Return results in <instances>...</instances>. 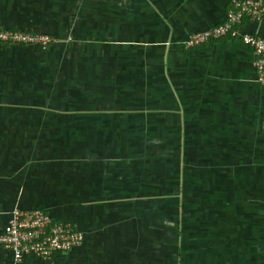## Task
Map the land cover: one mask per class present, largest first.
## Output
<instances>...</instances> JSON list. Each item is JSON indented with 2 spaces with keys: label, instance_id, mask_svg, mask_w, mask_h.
Here are the masks:
<instances>
[{
  "label": "crops",
  "instance_id": "0c3cea01",
  "mask_svg": "<svg viewBox=\"0 0 264 264\" xmlns=\"http://www.w3.org/2000/svg\"><path fill=\"white\" fill-rule=\"evenodd\" d=\"M229 2L0 0V28L44 31L58 43L39 58L0 47V226L13 208L40 209L81 234L68 251L21 264H158L161 242L169 264H264V95L251 50L229 39L181 48L220 23ZM244 30L264 39V18ZM97 66L120 81L117 112L169 117L166 144L155 142L169 149L166 204L144 162L121 153L135 143L118 142L110 124L88 127L86 141L75 130L70 141L55 135L52 156L32 160L31 112H111ZM112 174L132 182L107 185Z\"/></svg>",
  "mask_w": 264,
  "mask_h": 264
},
{
  "label": "rangeland",
  "instance_id": "374dc122",
  "mask_svg": "<svg viewBox=\"0 0 264 264\" xmlns=\"http://www.w3.org/2000/svg\"><path fill=\"white\" fill-rule=\"evenodd\" d=\"M48 1L55 2L56 0ZM66 8H70V6H66ZM52 12L53 11L49 9L48 15L50 16ZM46 25H49L48 21ZM38 34L47 35L49 33L41 31V33ZM49 37L52 39L51 43L55 47V45L58 44L56 43V38L52 36ZM183 41L181 42V48L185 49L183 46ZM26 47L37 51L33 54V57L35 58H39L38 54H42L43 51L50 50L51 48L49 46L41 48L38 45H29ZM83 69L84 68H82L81 71H83ZM109 70L110 69L102 71L101 68L99 69V67L97 66L93 69V72L95 74V78L102 84H106L105 88L111 90L110 101L112 103L114 102L113 105L115 107L110 110L111 112H75L74 109V112H58L56 116L50 114L51 112H37L38 110H35L36 112H31L30 120H27L26 123L28 122L29 125L34 128L33 132H31L30 134V151L32 160H38L41 159V157L50 158L52 156L53 152H51V143L49 139L54 137L55 135L59 134L61 136V140L65 139L67 135V138L70 141L72 140L71 136L74 133L73 130H75V135H73L74 138L80 141H86L89 136V131L87 130L88 127L91 128V126L93 125H95L96 127H100L110 124L114 128L112 137H117L118 142L127 139L128 141H130V143H135L133 145L134 149L125 150L122 148L121 153H124V155L128 157V160H130V158L134 159L135 157L137 161L144 162L143 164L145 165V169L148 168L150 170V172H146L145 178L149 179L146 182H148L149 184L152 182L151 184L154 185L153 188L158 187L159 191L162 194L160 197L161 204H166L167 177L169 171V168L167 166V157L169 149H167V145L163 144L159 145L158 148L157 143L155 142L163 141L166 144V141L168 140V133L170 132L169 130H171V127L167 123L169 117H167L166 112H150V110H148V112H126L125 110H120V112H117L119 111V106L116 104H118V101L120 100L119 96H117V90L121 88L120 81L116 80L114 76H111L110 74L112 73H110ZM72 71L75 72V69H72ZM145 72L149 74V72L151 73L154 71L150 69L149 72ZM73 78L75 79V76ZM124 101H126L125 105H132L136 101V98H133L132 96ZM56 117H58L59 119H55ZM158 118L164 120V123L158 124ZM55 128H57L58 131ZM121 133H125L126 135L121 136ZM46 139H48V141H45ZM141 150L143 152V158H141V156L136 153L141 152ZM117 151H114L113 149L111 152H109L110 157H114V155L118 153ZM158 163L162 168H164L163 170H160L157 167ZM170 171L172 172V168ZM153 172L154 174L152 175ZM151 178H153L152 181ZM108 179L109 181H106V184H112L116 188H127L132 182V179L129 177L128 179H125V177H117V175L115 174H112V176L109 175ZM123 181H127V183H124ZM146 188H151V186H146L144 189ZM164 217L166 218V213L164 214ZM164 222L166 224L167 219H164ZM157 247V251L154 252V257L158 259V261L156 260L157 263L169 264L167 257V243L165 242L163 244H158Z\"/></svg>",
  "mask_w": 264,
  "mask_h": 264
},
{
  "label": "built area",
  "instance_id": "2783aa9c",
  "mask_svg": "<svg viewBox=\"0 0 264 264\" xmlns=\"http://www.w3.org/2000/svg\"><path fill=\"white\" fill-rule=\"evenodd\" d=\"M264 18V0H230L224 19L209 28L188 34L185 49L223 37L236 40L251 50L254 81L264 95V39L247 33L244 25ZM227 40V39H226ZM52 39L47 35L0 28V47L38 45L45 48ZM81 240L70 224L53 220L40 209L13 208L4 214L0 226V250L10 255L9 264H21L27 258L47 260L53 254L68 251Z\"/></svg>",
  "mask_w": 264,
  "mask_h": 264
},
{
  "label": "trees",
  "instance_id": "16d2710c",
  "mask_svg": "<svg viewBox=\"0 0 264 264\" xmlns=\"http://www.w3.org/2000/svg\"><path fill=\"white\" fill-rule=\"evenodd\" d=\"M7 29H12V30H22V31H26V32H30V33H41L40 31H31L30 29H16V28H7ZM48 35V34H47ZM223 39H229V37H223V38H220L216 41H213V42H208L206 44H201L200 46H197V47H193V48H188V49H185V50H192V49H195V48H201L203 46H206V45H209L211 43H214V42H218L220 40H223ZM47 46L51 47L52 46V43L50 42ZM164 242H161V244H163Z\"/></svg>",
  "mask_w": 264,
  "mask_h": 264
}]
</instances>
